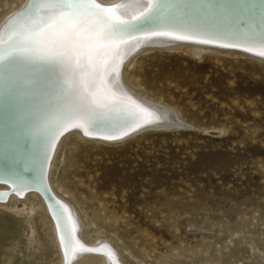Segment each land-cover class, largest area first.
Instances as JSON below:
<instances>
[{"label": "rangeland", "instance_id": "1", "mask_svg": "<svg viewBox=\"0 0 264 264\" xmlns=\"http://www.w3.org/2000/svg\"><path fill=\"white\" fill-rule=\"evenodd\" d=\"M26 2L0 0V26ZM186 45L140 51L120 77L187 128L59 141L48 177L83 224L76 250L102 247L88 252L124 264H264V62L218 49L197 57ZM82 162L80 184L70 177ZM0 201V264H60L43 205Z\"/></svg>", "mask_w": 264, "mask_h": 264}, {"label": "bare ground", "instance_id": "2", "mask_svg": "<svg viewBox=\"0 0 264 264\" xmlns=\"http://www.w3.org/2000/svg\"><path fill=\"white\" fill-rule=\"evenodd\" d=\"M73 10L92 26L73 37L74 58H34V36ZM104 18L110 27H100ZM189 42L197 57L221 47L264 57V0H27L0 26V188L7 189L0 200L14 191L8 200L32 195L43 205L60 264L93 257L98 264L124 263L120 256L76 250L83 224L44 179L55 143L73 127L85 139L109 144L148 129L187 128L172 111L130 92L120 69L137 51ZM84 168L75 164L70 178L83 183Z\"/></svg>", "mask_w": 264, "mask_h": 264}, {"label": "snow or ice", "instance_id": "3", "mask_svg": "<svg viewBox=\"0 0 264 264\" xmlns=\"http://www.w3.org/2000/svg\"><path fill=\"white\" fill-rule=\"evenodd\" d=\"M116 22L125 23L123 21ZM111 24L112 20L110 18H104L100 27L107 28ZM91 28L89 21L82 18L75 10L62 14L58 19H53L44 30L34 36L30 44V52L34 58L41 60L56 55L71 60L74 58L76 51L73 45V37L82 31H89Z\"/></svg>", "mask_w": 264, "mask_h": 264}, {"label": "water", "instance_id": "4", "mask_svg": "<svg viewBox=\"0 0 264 264\" xmlns=\"http://www.w3.org/2000/svg\"><path fill=\"white\" fill-rule=\"evenodd\" d=\"M109 9H112V7H111V8L109 7ZM153 48H154V49H155V48H158V49H167L166 47H159V46H158V47H153ZM218 50H221V51H224V52H232V53L242 54V55L248 56V57H250V58H252V59H255V60H258V61L264 62V57H258V56H255V55H253L252 53H250V52H248V51H243V50H240V49H237V48L221 47V48H218ZM138 52H140V51H137L136 53H134V55L137 54ZM77 128H79V127H73V128H71V129H69V130H66L64 133H62V135H60L59 139H58L57 142L55 143L54 149L52 150V152H51V154H50V156H49V159H48V161H47V163H46V167H45V170H44V179H45V182H49V181H48L49 166H50L51 159H52V157H53V154H54V152H55V149H56V147H57L59 141L61 140V138H62L63 136H65V135L68 134V133L73 132V131L76 130ZM174 128H175V127H174ZM91 137L102 138V137H98V136H91ZM13 193H14V191H10V192H8V193H7V198L5 199V201H7L8 198H9ZM82 245H83V244H82ZM83 246H84V245H83ZM83 249H84V250H87V251H92V250H93V249H90V248H86V246H84ZM92 252H99V250H98V251H92Z\"/></svg>", "mask_w": 264, "mask_h": 264}]
</instances>
